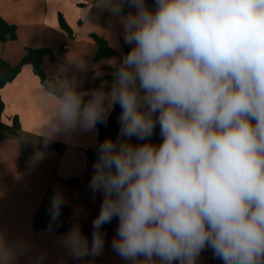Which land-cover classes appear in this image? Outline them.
Wrapping results in <instances>:
<instances>
[{"label":"clouds","instance_id":"clouds-1","mask_svg":"<svg viewBox=\"0 0 264 264\" xmlns=\"http://www.w3.org/2000/svg\"><path fill=\"white\" fill-rule=\"evenodd\" d=\"M93 6L111 12L128 51L108 61L110 86H42L50 111L40 136L94 131L116 105L120 129L92 165L89 187L103 198L91 243L74 224L64 244L76 258L98 255L116 219L111 247L126 264H198L206 249L222 264H264V0ZM63 204L57 191L53 220ZM10 258L0 236V264Z\"/></svg>","mask_w":264,"mask_h":264},{"label":"crops","instance_id":"crops-1","mask_svg":"<svg viewBox=\"0 0 264 264\" xmlns=\"http://www.w3.org/2000/svg\"><path fill=\"white\" fill-rule=\"evenodd\" d=\"M94 3L95 0H0V17L16 26L17 36L16 40L0 42V60L15 65L27 49L46 48L51 54L44 57L41 68L51 83L57 78H75L81 91H90L104 82L106 87L110 86L114 69L108 61L126 53L128 46L123 45L121 28L111 12L93 6ZM59 15L71 29V35L60 27ZM91 35L104 39L117 55L97 59V45ZM117 40L119 49L110 46V41ZM81 59L85 65L82 70L69 62ZM96 69L103 75L97 76ZM0 99L4 105L0 122L11 126L13 118L19 121L17 134L0 131V236L11 249L9 264H89V255L95 264H126L111 247L116 219L103 225L104 246L98 255L76 258L63 242L69 230L56 231L74 224L79 225L86 237L93 231L102 194L94 195L90 188L71 186L68 181L92 173L87 151L97 146V125L91 132L78 131L52 139L40 136L50 104L31 65H24L0 89ZM110 115L119 124L120 114L113 109ZM160 140L159 130L154 131L151 141ZM141 142L131 139L133 144ZM28 145L39 149L30 151ZM28 154L32 156L30 162L25 161ZM57 191L64 204L59 218L53 220L49 209ZM198 264H221V261L206 249Z\"/></svg>","mask_w":264,"mask_h":264},{"label":"trees","instance_id":"trees-1","mask_svg":"<svg viewBox=\"0 0 264 264\" xmlns=\"http://www.w3.org/2000/svg\"><path fill=\"white\" fill-rule=\"evenodd\" d=\"M58 21H59L60 27L63 30H65L69 35H71L72 34L71 29L68 27V25L66 24V22L64 21L61 15H59ZM91 37L97 45V51H96L97 59L107 58V57L117 55V52L113 50L112 48H110L104 39L99 38L96 35H91ZM16 38H17L16 26L7 23L2 17H0V42L16 40ZM49 54H51V51L46 48L27 49L23 58L15 65H10L9 63L1 59L0 60V89L7 83L11 82L18 75V73L20 72L21 68L24 65H31L34 73L40 79L42 86L50 84L51 81L48 80L44 76V73L41 68V64H42L44 57ZM87 88H90V86H87ZM3 109H4V105L0 99V114L2 113ZM114 110L118 112L119 114L121 112L119 105H116L114 107ZM97 127L99 130L97 146L87 151V156H88L91 166L96 160L97 149H98L99 144L103 142L106 138H111L115 140L117 138V135L120 129V125L115 119L112 118L111 115L108 116L105 122L98 123ZM18 129H19V121L17 117L13 118L11 126H6L0 122V131L8 130V131H12L14 134H17ZM158 130H159V126L157 125L155 131H158ZM1 138H2V134H0V139ZM134 138L135 137L131 139H134ZM22 145L25 146L23 142H22ZM38 149L39 148L37 147L28 145V150L30 151H34ZM92 174H93V167H92V173L90 175L84 176L81 178L70 179L68 181V184L71 186H84V187L90 188L89 182H90ZM71 227L72 226L70 225L63 226L60 228H56V231L60 232V231L70 230ZM92 234H93V231L87 233L89 243H91ZM87 260L89 264H95V260L92 259L90 255L87 257ZM221 264H222V261H221Z\"/></svg>","mask_w":264,"mask_h":264},{"label":"built area","instance_id":"built-area-1","mask_svg":"<svg viewBox=\"0 0 264 264\" xmlns=\"http://www.w3.org/2000/svg\"><path fill=\"white\" fill-rule=\"evenodd\" d=\"M31 160H32V156H31V154H28V155L25 157V161L30 162Z\"/></svg>","mask_w":264,"mask_h":264}]
</instances>
